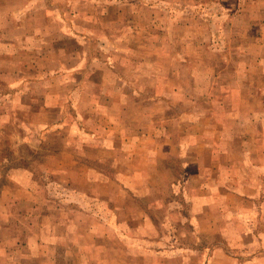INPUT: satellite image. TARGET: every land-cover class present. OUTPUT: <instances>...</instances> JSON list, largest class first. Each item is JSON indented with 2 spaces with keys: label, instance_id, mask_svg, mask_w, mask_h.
I'll return each mask as SVG.
<instances>
[{
  "label": "crops",
  "instance_id": "obj_1",
  "mask_svg": "<svg viewBox=\"0 0 264 264\" xmlns=\"http://www.w3.org/2000/svg\"><path fill=\"white\" fill-rule=\"evenodd\" d=\"M66 1L78 4L80 11L76 13L74 10V17H70L71 13L69 16L51 10L46 13L47 22L34 27L32 18L35 13L26 11L27 20L30 17L34 26L15 38L18 40L20 37V44L12 43L11 48L5 49L0 47V56L5 57L10 53L12 66L20 68L23 72L10 77V97L15 99L34 93L33 84L36 79L33 74L23 71L35 67L34 60L29 62L34 56H23L29 52L35 53L38 48V54L42 58L49 57L48 49L39 45L51 34L46 27L57 26L56 32L59 31L65 37L64 44H70L69 39L78 40L75 41L76 53L70 54L69 48L53 50L51 57L57 60L58 68L49 72V76L38 75L37 80L46 82L41 88L44 92L42 100L49 98L64 102V119L57 120L60 126H74L78 139L87 137L89 140L86 145L105 137L107 146L110 147V140L114 150L119 149L121 145L123 150L128 149L124 155L130 166L125 164L118 178L138 179L142 184L138 190L139 196H170L168 203L165 198L161 199L164 205H168L167 218L171 225L178 226V221L183 219L189 227L202 231V252L208 259V264H215L216 256L218 264H264V0H197V3L202 1L219 7L217 11L212 12L197 11L195 14L198 18L208 20L210 15H214L213 17L218 19L228 20L223 30L225 41L210 45L198 43L197 46L187 42L185 49L192 53L188 54L186 59H178L179 64H176L178 60L174 53L164 62L161 53L164 50H173L174 43L164 42L161 24L155 25L152 38L154 44L149 50L160 53L150 64L154 68L153 82L159 90L148 98L166 102L169 109L155 106L148 111L140 108L136 112L132 111L127 100L146 98L147 95L143 96L140 91L136 92L137 90L128 91L126 85L130 79L120 71L123 67H132L134 71L136 67L138 70L142 67L144 71L147 64L141 60H123L125 56L120 61L110 55L111 60H108L106 55L110 54L111 50L118 51L115 50L118 48L123 50L124 54L130 45L126 43L118 46V40L112 39L116 28L105 29L99 21L112 17L111 13L109 14L111 3L134 0ZM157 1L154 0L155 6H158ZM99 2L107 4L106 9L103 7V14L97 10L85 9L90 4ZM137 2L144 3L145 0ZM127 12L123 10L119 13L125 15ZM192 14L191 18H194L196 15ZM79 16L81 18H78ZM133 16L142 20L146 18V14L141 15L139 12ZM77 18L90 20L93 25L84 27L81 22L78 25L75 23ZM153 18L157 20V12ZM125 24L124 19L122 27ZM140 29L146 33V28ZM149 34L152 35L151 31ZM202 34H205V30ZM93 46L98 48V53L88 56L86 48L93 49ZM146 46L145 41L138 44V50L130 48V51L139 53L145 51ZM213 50L224 52L219 61L214 58L212 60L206 53ZM239 50L245 54L237 58L234 55ZM97 60L111 71L107 80L96 78L90 71L91 65L94 66ZM221 63L234 66L236 74L221 78L216 71ZM176 66L181 68L178 70ZM196 68H208V72L215 73L217 80L212 81L214 83L206 91L200 90L201 82H198L200 80ZM71 73L80 75L74 78L71 89L54 91V75L60 78V83L64 82L66 85V77ZM203 77L209 78V75ZM195 83L199 84L197 91ZM99 84L102 86L100 89ZM45 86L47 90L43 89ZM98 99L100 101H97ZM117 99H121L122 107L116 104ZM34 100L33 97L31 102L16 104V111H12L9 118L6 113L2 114V119H21L22 124L26 126V135L22 142H16L17 145L25 141L29 147H34L29 138L34 129L44 134L50 131L51 125L56 121L54 118L45 121V115H40L39 122L42 125L37 129L33 128L30 117L36 114L34 109L37 105L33 103ZM89 101L94 102L95 107L86 111ZM69 105L73 110L67 108ZM195 105L198 108H195ZM84 108L85 110H82ZM24 109L25 112H20ZM52 109L49 104H43L39 110L50 113ZM90 111L95 121L86 117L85 114ZM141 113L143 118L138 117ZM72 119L75 120L74 123ZM98 120L105 121V128L97 130L95 123ZM66 145L71 147L73 144L68 142ZM38 161L43 160L28 158V162ZM116 162L120 161L114 160L113 164ZM150 163H155V173L151 174L148 170ZM140 170L142 171L137 175L136 172ZM26 171L35 174L32 170ZM21 187L25 188L23 185ZM26 190L34 193L38 192V187L27 186ZM134 194L136 195V192ZM155 204L158 207L157 198ZM181 206L185 209V216Z\"/></svg>",
  "mask_w": 264,
  "mask_h": 264
},
{
  "label": "rangeland",
  "instance_id": "obj_2",
  "mask_svg": "<svg viewBox=\"0 0 264 264\" xmlns=\"http://www.w3.org/2000/svg\"><path fill=\"white\" fill-rule=\"evenodd\" d=\"M196 1L158 0V6H155L154 0H145L144 3L137 0L125 1L124 4L111 3L109 14L111 13L112 17L105 21L99 20L105 29L116 28L112 39L118 40V46L128 43L131 49L138 50L139 43L143 44L145 41L147 43V49L139 53H132L129 48L123 54V50L116 48L115 50L118 51L111 50L112 52L106 55L108 60H111L110 55L119 58L120 61L125 56L123 60H141L147 64L144 71L142 67L140 70L136 67L135 71L132 67H123L120 71L122 75L130 79L126 85L128 91L137 90L136 92L140 91L143 96L147 95L146 98L127 100L133 112L140 108L148 111L155 106L157 108L163 106L164 110L169 109L166 102L148 98L159 90L153 82L154 68L150 64L160 53L149 50L154 44L152 38L155 25L161 24L164 42L174 43L173 50L168 49L161 53L164 62H167L173 53L177 60L186 59L188 54L192 53L185 49L187 42L197 46L198 43L210 45L225 41L223 30L228 20L218 19L213 17L214 15H210L209 19L205 20L198 18L195 14L197 11H217L219 7ZM77 5L66 0H0V47L5 49L11 48L12 43L20 44L22 42L20 37L18 40L15 38L26 33L29 27L32 28L34 25L36 27L41 23L44 25L47 22L46 13L51 10L69 16L71 13L70 17H74L72 15L74 10L76 13L80 11ZM105 5L107 4L99 2L90 4L85 9L97 10L103 14ZM123 10L128 12L122 15L119 12ZM26 11L35 13L32 18L34 25L30 17L27 20ZM138 12L141 15L146 14V18L142 20L138 16H133ZM155 12L158 15L156 21L153 18ZM192 13L196 15L194 18H191ZM78 18L75 20L78 25L80 22L84 27L93 25L90 20ZM124 19L126 24L122 27ZM140 27L146 28V33L142 32ZM46 28L51 34L47 35V40L42 39L43 42H40L39 46L48 49L50 56L42 58L38 54V48L35 53L29 52L23 56L25 58L34 56L29 62L34 60L35 67L23 70L30 75L33 74L36 79L32 95L24 94L15 99L10 97L12 84L9 81L10 77L23 72L20 68L12 66L10 53L4 52L8 53L7 56H0V226H2L0 227V264H208L209 261L202 252V231L189 227L186 224L187 221L183 219L178 221L180 225H171L167 218L168 205H164L161 199L165 198L168 203L170 196L149 194L139 196L138 190L142 184L138 179L118 178L119 172H123L122 169L125 168L124 165L130 166L124 155L128 149L123 150L121 145L119 149L114 150L110 140H108L110 147L107 146L105 137H101L100 141L99 138L93 140V144L86 145L89 140L87 137L78 139L74 126L64 124L60 126V122H57L59 118L64 119V102L49 98L42 100L44 92L41 88L46 82L37 80V77L40 74L49 76V72L58 68L57 60L51 57L53 50L69 48L70 54H75L74 49L77 45L75 41L78 42V40L69 39L71 43L64 44L65 37L59 31L56 32L57 26ZM203 30H205L204 35ZM86 50L88 56L98 53V48L94 46L93 49L89 47ZM206 53L212 60L214 58L219 61L224 52L213 50ZM128 54L131 55L128 56ZM243 54L245 52L239 50L234 56L239 58ZM179 60L176 64H179ZM94 64V66L91 65L90 71L96 78L103 80L110 78V70H107L98 60ZM224 64L221 63V66L217 68L219 70H216L221 78L234 76L236 74L234 66ZM176 67L178 70L181 68ZM195 70L199 75L198 82H201L200 90L206 91L214 83L212 81L217 80L214 71L210 73L207 71L208 68ZM76 74L71 73L66 77L68 80L66 85L64 82L60 83V78L54 75L55 79H52L55 82L54 91L65 89L69 91L68 89H71L74 84V78L80 76ZM203 75H209V78ZM66 79L64 77V80ZM198 85L195 83L196 91ZM101 87L99 84L98 89ZM43 89L47 90L46 86ZM33 97L35 99L33 103L37 106L34 109L36 114L30 117L32 127L37 129L42 125L39 122L40 115H45L43 117L45 121H50L49 119L52 118L56 121L51 125L50 131L44 134L34 129V133L29 137L34 147H29L25 141L17 145L16 142L20 140L22 142L26 135L24 132L26 126L22 124L21 119L7 121L1 117L4 112L9 118L12 111H16V104L20 105L23 101L31 102ZM115 102L118 106H123L121 99ZM43 104H49L53 108L52 111L41 112L39 109L43 107ZM94 107L95 103L89 101L86 111L93 110ZM194 107L198 108L197 105ZM67 108L73 110L71 105ZM20 112H25V109ZM89 114H85L86 117L94 120L91 111ZM138 117L143 118V113ZM74 122L75 120L72 119V123ZM95 124L98 127L97 130H100L101 127L105 128L106 123L104 120H98ZM68 142L73 145L68 147L66 145ZM30 157L42 158L43 161L28 162ZM117 159L120 162L113 164V161ZM26 170H32L35 174ZM148 170L151 174L155 173V163H150ZM141 171L136 172L137 175ZM22 185L25 186L24 189ZM27 186L38 187V192H28ZM43 189L44 191H41ZM156 198L159 201L158 207L155 204ZM182 211L185 216L183 207ZM216 258L218 257H215L214 262L218 264L219 261Z\"/></svg>",
  "mask_w": 264,
  "mask_h": 264
}]
</instances>
